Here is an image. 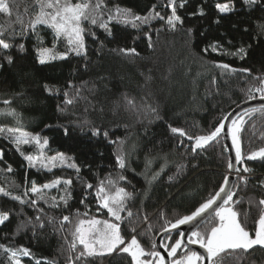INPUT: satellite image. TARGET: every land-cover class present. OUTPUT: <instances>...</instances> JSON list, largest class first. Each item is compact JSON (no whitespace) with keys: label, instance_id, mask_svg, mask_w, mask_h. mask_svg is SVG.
Wrapping results in <instances>:
<instances>
[{"label":"trees","instance_id":"obj_1","mask_svg":"<svg viewBox=\"0 0 264 264\" xmlns=\"http://www.w3.org/2000/svg\"><path fill=\"white\" fill-rule=\"evenodd\" d=\"M96 2L92 0L93 4ZM166 3L167 0H104L101 19L108 23L112 35L98 25L83 22L86 56L69 51L71 46L64 38L54 41L53 30L45 25H38L35 32L29 29L25 35H11L14 30H21L17 16L27 24L39 11L35 0H14L10 3L11 15L0 13V28L6 30L2 38L13 45L8 50L0 49V112L15 110L19 114V123L12 116L0 114V126L22 127L30 134H39L41 143L47 138L49 144L42 150L45 162L57 153L70 158L63 164L57 160L55 166L48 162L50 171L39 164L29 167L21 152L25 156L39 157L41 149L33 143L21 145L18 152L15 145L4 138L7 133L0 135V149L4 150L3 160H0V188L9 193V196L0 194V212L10 214L9 221L0 225V245L28 248L30 256L17 257L20 264H69L70 257L72 264H131V256L118 251L112 254L97 252L76 260L83 251L78 241L75 249L71 248L79 221L99 217L118 223L125 241L136 235L145 252L157 251L153 244L162 229L170 228L177 218L195 211L215 194L228 176L229 153L222 132L217 140L194 153L189 147L194 141L173 135L168 125L182 128L190 136L204 135L234 108L261 98L260 93L249 92V89L259 87V80L264 79V35H257V25L264 24V11L260 7H245L242 0H187L183 8L179 7L180 0H176L177 14L183 19V25H178L176 31L169 30L160 19L139 27L107 20L109 11L115 14L117 7L130 8L143 16L153 5H158L155 11L167 17L170 9ZM217 3H231L234 10L218 14ZM200 7L205 15H189ZM217 18L219 24L213 22ZM189 28L193 29L191 34L187 32ZM91 33H95V38ZM214 42L220 45L216 51L211 48L201 51ZM21 44L23 51L18 47ZM249 45L251 48L245 58L232 55L238 48ZM45 47L53 49L51 54L67 53V56L41 65L37 50ZM121 48H135L137 54L115 51ZM7 56L13 57V64H8ZM224 64L229 68L220 67ZM243 69H249L250 73ZM69 81L74 87H69ZM82 82H87V86L81 87ZM45 85L51 91H45ZM77 89L84 98L76 97ZM65 92L69 94L67 97ZM125 96L134 101L135 107L127 104ZM66 99L73 103L65 104ZM5 100L10 104L5 105ZM145 105L157 108L162 119ZM255 109L257 111L245 116L238 133L245 157L264 148V111ZM85 121L89 124L82 131L80 125ZM57 124L72 125L70 135L65 137L56 127L46 128V125ZM89 127L107 130L110 140L120 138L124 142L125 152H131L126 170L116 165L119 144H109L102 135L91 137ZM181 140L185 147L179 146ZM146 158L152 160L147 168ZM70 163L79 167V173L67 167ZM9 165L12 167L10 173L7 171ZM237 166H247L252 171L235 174L232 191L236 195L229 206L254 237L261 213L258 200L264 197V188L254 186L264 180V159H245ZM155 173L159 175L151 180ZM117 174L126 177L117 186L133 194L126 201V209H130L133 216L129 218L124 211L121 221L111 217L106 209L98 211L95 197V186L105 177L116 179ZM238 175L249 178L246 186L238 181ZM57 178L71 179L73 183L67 188L60 185L55 195L44 194L46 200L31 193L25 195L33 181L41 186ZM88 183L94 187L84 199ZM66 192L70 195L65 203L59 197ZM13 196H20L25 203L12 199ZM52 197L57 198L58 206H52ZM30 199H36L37 204L32 206ZM39 209H43L45 226L41 229L37 224L33 231L29 225L17 232L21 221L41 215ZM63 216H69L70 222L61 225ZM49 217L54 218V222L49 223ZM218 223L215 215L197 231L206 236ZM176 239H180V235L171 234L162 238L161 243L164 247L174 244ZM187 252L191 251L182 244L178 254ZM220 255V264H264V248L260 246L247 252L226 250ZM149 257L143 259L149 260ZM0 264H10L9 256L2 249Z\"/></svg>","mask_w":264,"mask_h":264},{"label":"snow or ice","instance_id":"obj_2","mask_svg":"<svg viewBox=\"0 0 264 264\" xmlns=\"http://www.w3.org/2000/svg\"><path fill=\"white\" fill-rule=\"evenodd\" d=\"M14 2V0H0V13H6L11 15L10 3ZM104 0H97L95 4L92 3V0H77V2L72 3L71 0H35V5L39 7V11L35 14L34 18H31L27 24L23 22V20L17 16V23L21 25V30L16 32L15 30L11 33L12 36L15 35H25L29 31V29L35 32L38 25H45L54 32V41L60 38H64L67 40L69 46V51L75 52L77 56H86L87 55V46L85 43V35L86 30L81 26L83 22H90L92 25H98L100 28L105 29L108 32V35L111 36V30L108 28V23L104 22L101 17L103 16V12L105 8H102ZM187 0H180L179 7L183 8L186 6ZM242 4L245 7L254 8L260 7L262 11H264V0H242ZM106 7V6H105ZM158 5H153L149 10V13L141 16L140 14H136L130 8L121 9L119 7L116 8L115 14H112L109 11L107 20L110 22L112 20H117L120 23L125 25L131 24L133 27H139L142 24H148L149 21L153 19L163 20L165 25L171 31H176L177 26L183 25V19L177 14V4L176 0H167L166 7L170 9V14L165 17L160 12L155 11ZM215 8L218 14H228L234 10V5L231 3H217ZM190 16H203L205 12L202 7L198 8L195 13H190ZM215 24H219L220 20L217 18L213 21ZM235 27V25L233 26ZM257 35H264V24L257 25ZM248 31V29H245ZM6 30L0 28V49L8 50L13 45L6 42L2 37L5 34ZM187 32L191 34L193 32L192 28L187 29ZM93 38H95V33H91ZM148 36V34H145ZM149 41H151V37L148 36ZM20 51L24 50V45L21 44L18 46ZM55 47V44L53 45ZM149 47H152V44L149 43ZM220 45L217 42H214L212 45H209L202 49V52H207L209 48L212 51H216ZM251 45L248 48L241 47L236 50V52L232 53V55H240L241 58H245L250 50ZM38 63L41 65H45L51 61H55L57 59H65L67 53H62L59 56L52 55V48H39L38 50ZM115 51H119L124 54H137L135 48L132 49H116ZM6 60L8 64H13L14 59L12 56H7ZM2 67V65H0ZM86 67V65H85ZM225 69L229 68V65L224 64L220 65ZM244 72L250 73L249 69H243ZM260 86L256 88H250L249 92H258L261 94V98L264 99V79L259 80ZM87 82H82L81 87H86ZM69 87H74L71 81H69ZM45 91H51L47 85H45ZM69 94L65 92V97ZM76 97L84 98L80 96V90L77 89ZM251 98V97H250ZM128 105L135 107L134 101L129 99L127 96L124 98ZM5 105L10 104V101H3ZM65 104L73 103V100L66 99ZM145 107H149L150 111L153 114H157V118L162 119V117L158 116V110L155 107H150L145 105ZM260 111H264V106H261ZM257 111V109H247L242 115L237 116L235 119H232L231 126L228 127V131L232 137V147L235 149V162L232 161L228 163V169L231 171H235L239 174L241 171L243 173H249L252 171L247 166L243 168L238 167V164H242L245 159L248 160H256V159H264V148H260L259 150L252 152L247 157H245L242 153L241 143L237 136V133L240 131L241 125L244 123L245 116H248L250 113ZM0 114L12 116L17 119V123H19V114L15 112V110H8L6 112H0ZM231 119V116H225L223 120H221L220 124L216 126L214 129L208 131L204 135L190 136L188 133L182 129L173 127L172 125H168L169 131L176 135L178 134L181 137L187 138L189 141H194L191 143L189 147L192 152H196L199 149H203L209 142L217 140L221 134V132L225 129L226 125L224 120ZM89 122H83L80 127L83 131L84 127L88 125ZM56 127L60 129L65 137L70 135V128L72 125H46V128ZM7 135L4 137L7 140H10L12 144L15 145L16 150L20 152L21 145H29L35 143L41 149V155L39 157H33L32 155H21L23 159L27 161L29 167H36L39 164L42 168L51 170L48 168V162H51L53 166H55V162L57 160L61 161L63 164L64 161L70 159L66 157L64 153H57L55 156L47 158L48 162H45V158L43 157V149L49 144V140L47 138L43 139L41 143V138L39 134H30L22 129V127L16 128H5L0 126V135ZM88 135L93 138H98L101 135L109 144H119V148L115 153L116 165L121 170H126L127 168V157L131 155V152H125L124 150V142L117 138V140L113 141L109 139V133L107 130H101L99 127H89ZM180 147H185L183 141L181 140L179 143ZM133 151L135 150V145H133ZM4 150L0 149V160H3ZM151 158H146V168L151 165ZM67 167L73 168L79 173L80 169L75 163L67 164ZM7 171L12 172L11 165L8 166ZM163 171V167L161 168ZM179 171V168H178ZM159 173H155L151 180H155ZM171 180L172 177H169ZM248 177L245 175H238V181L240 183L245 184L248 183ZM126 180V177L120 174H117L116 179H113L111 176L105 177V179L101 180L96 187L95 197L98 201V211L102 209H106L108 214L113 217L117 221H121L123 219L121 213L127 211V215L129 218L133 216V212L130 209H126V201L132 198V193L128 192L124 187L117 186L120 181ZM151 180L149 183H151ZM71 179H61L57 178L50 183H45L41 186H38L34 181L31 183L30 188H26L25 195L29 193L35 194L41 200H46L47 197L44 195L45 190L56 188L60 185L65 186L67 188L72 184ZM93 185L88 183L85 185L87 189L85 193L84 199H87V196L92 192ZM254 187L264 188V180L258 182ZM114 189V191H113ZM0 194L4 196H9V193L5 191L3 188H0ZM70 195L67 193L64 196H60L59 200L67 202L66 197ZM235 192L232 191V184L230 182V177L225 176L224 181L221 184L220 188L215 191L214 195H211L205 202L201 203L198 207H196L195 211H193L190 215H184L181 218H177L174 223L170 224V228L162 229L166 234L169 233L170 229H177L180 225L194 223L198 218L205 214L207 211L213 209L218 200H223V204L216 208V216L219 217V224L217 226L211 227L210 232L207 235H201L200 232L194 231L191 233L192 237H196L195 240L190 239L191 243H199L200 246L205 249L206 255L201 256L197 252L191 251L187 252L183 255L178 254V250L182 248V240L176 239L174 244L164 245L165 249H169L167 251L168 257H171V264H193L194 261H203L207 260V264H220L221 262V253H224L226 250H243L247 252L250 249H253L256 246H260L264 248V197L258 200V204L261 206V213L258 219V227L255 231V236L250 235L249 231L245 229L242 222L238 219V213L233 210V208L229 207L231 203L234 202ZM12 199L19 201L21 204L25 203L20 196H13ZM52 206H58L57 198L52 197ZM84 199L81 200V203H84ZM36 199H30V203L32 206L37 204ZM239 203V201H235ZM249 203L252 204L253 201L249 200ZM41 215H37L34 219L28 218L27 221H21L16 228L17 232H20L27 228L29 225L33 227V231H35L36 225L39 224V227L42 229L45 226V221L42 218L43 209L38 210ZM10 219V214L8 212H0V225H4ZM144 220L147 221L148 217L145 216ZM48 222H54V218L49 217ZM70 222L69 216H63L60 220L61 225ZM87 223L88 227L84 228L83 225ZM132 232H136V229L133 228ZM184 233H181L183 236ZM76 241L80 245H83V251L79 253L78 256L75 257L76 260H79L84 256H92L97 254V249L99 248L101 251L99 254H112L114 252L127 253L131 256V264H165V257L160 255L158 251H150L145 252L141 244L139 243L137 236L133 235L130 241H125V239L121 235L120 224L112 223L108 220H98L91 219L88 221L80 220L79 224L75 227L74 232V242L71 244V248L75 249ZM155 245L153 244V249ZM0 249L4 251L5 254L9 256L10 264H20L19 259L17 257L30 256V250L23 246L19 248H7L3 245H0ZM150 256V257H159L158 261L152 260H144L141 257ZM39 264V262H38ZM69 264H72V258H69Z\"/></svg>","mask_w":264,"mask_h":264},{"label":"water","instance_id":"obj_3","mask_svg":"<svg viewBox=\"0 0 264 264\" xmlns=\"http://www.w3.org/2000/svg\"><path fill=\"white\" fill-rule=\"evenodd\" d=\"M261 106H264V99L257 98L252 99L251 101L242 103L240 106L234 108L230 112L231 119L224 120V123L226 125L225 129L222 131L224 143L226 144L227 153H229V161H232L234 164L235 162V150L232 147V142L230 138V133L228 131V127L231 126L232 119H235L237 116L242 115L245 110L247 109H255V108H261ZM228 115V116H229ZM236 172L229 170L228 176L230 177V182L232 184V190L233 185L236 178ZM223 204V200H218L216 206L207 211L205 214H202L200 218L197 219L194 223L184 224L180 225L177 229H170L169 233L166 234L164 231H161V233L157 236L155 239V247L158 252H160V255L165 257V264H171V257H168L166 249L163 247L161 240L162 238L166 236H170L171 234H179L180 239L183 242V245L188 248L190 251L197 252L201 256H205L206 252L205 249H203L199 244L197 243H191L189 241V238L191 237V233L194 231H197L200 227L203 226V224L208 221L210 218L216 215V208H218L220 205ZM181 233H184L183 236H181ZM202 264H207V260H203Z\"/></svg>","mask_w":264,"mask_h":264},{"label":"rangeland","instance_id":"obj_4","mask_svg":"<svg viewBox=\"0 0 264 264\" xmlns=\"http://www.w3.org/2000/svg\"><path fill=\"white\" fill-rule=\"evenodd\" d=\"M52 55H56V56H59L60 54L59 53H54V54H52ZM240 132V131H239ZM238 132V133H239ZM237 133V136L239 135ZM230 138H231V142H232V137H231V134H230ZM235 150V149H234ZM259 150V149H258ZM257 151V150H256ZM58 188H59V186L58 187H56V188H52V189H48V190H45V192H44V194H47V195H55V193H56V191L58 190ZM230 207V206H229ZM232 208V207H231ZM94 219H98V220H102V219H100L99 217L98 218H94ZM217 219H218V221H219V217H217ZM219 224V223H218ZM83 227L84 228H87L88 227V225H87V223H85V225H83ZM196 239V237H193L192 238V240H195ZM197 244H199V243H197ZM200 245V244H199ZM165 248V247H164ZM101 250L98 248L97 249V252H100ZM141 259H143V257H141ZM145 260V259H144ZM149 260H152V261H158L159 260V258L158 257H149ZM193 264H202V261H194L193 262Z\"/></svg>","mask_w":264,"mask_h":264}]
</instances>
